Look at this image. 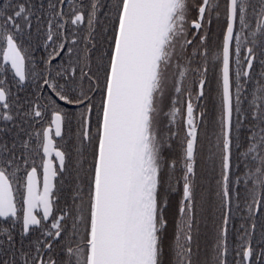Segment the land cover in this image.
<instances>
[{"label":"snow or ice","instance_id":"obj_1","mask_svg":"<svg viewBox=\"0 0 264 264\" xmlns=\"http://www.w3.org/2000/svg\"><path fill=\"white\" fill-rule=\"evenodd\" d=\"M0 264H264V0H0Z\"/></svg>","mask_w":264,"mask_h":264}]
</instances>
